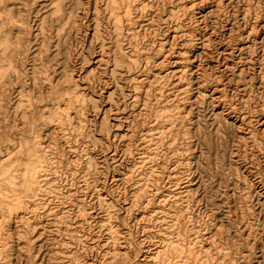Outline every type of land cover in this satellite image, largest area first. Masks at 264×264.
<instances>
[{"label": "rangeland", "instance_id": "obj_1", "mask_svg": "<svg viewBox=\"0 0 264 264\" xmlns=\"http://www.w3.org/2000/svg\"><path fill=\"white\" fill-rule=\"evenodd\" d=\"M145 1L127 17L122 0H0V53L6 30L33 37L10 138L45 147L10 264H150L170 239L204 264H264V0ZM73 85L89 103L59 130Z\"/></svg>", "mask_w": 264, "mask_h": 264}, {"label": "bare ground", "instance_id": "obj_2", "mask_svg": "<svg viewBox=\"0 0 264 264\" xmlns=\"http://www.w3.org/2000/svg\"><path fill=\"white\" fill-rule=\"evenodd\" d=\"M117 1L119 2V0H109L112 9L116 8ZM133 1L122 0L123 7H125L124 15L127 17L131 14L130 8ZM146 6V4L142 5V7ZM8 10H10L9 7H6L5 11ZM10 16V20H13L12 14ZM114 20L115 22L118 21L116 17H114ZM8 22L7 20L4 21L3 25L7 26ZM11 23L14 22L11 21ZM26 26L27 28L24 31V35H27L26 42L23 36L18 37L19 39L17 40L9 38L10 30L4 32L5 36L4 39L2 38V42L5 47L0 53V130H3V132H0V264H10V221L14 218L22 219L23 216L30 213L33 207L32 196L39 189L41 183L39 173L43 167L41 159L43 157L40 152L43 153L45 149L41 139H30L25 141L24 144L19 143L16 145V143H12L14 139L10 138V128L13 127L17 119L16 115L10 118V90L14 87L15 82H22L25 78V72L17 70L16 62H23V57L26 53H24L23 47L26 44H30L33 40L29 25ZM174 33L178 34V31H174ZM22 53L23 57H21ZM162 54L164 58L167 57L164 52ZM179 59L183 60V58ZM101 61L102 59L96 61L99 66L103 65ZM179 62L181 61H178V59L173 62L174 65L170 73L181 77L185 75L187 66H183L182 63L178 64ZM180 65L184 68L183 70H181ZM201 76L205 77L203 74ZM34 88L35 90H30L26 85L21 90V93L26 97H34L35 95L32 94V91L36 94V92L41 93L40 91L44 89V87L41 88L39 86H34ZM71 88L74 89L72 94L65 93ZM77 89L78 85L63 88L59 91L58 98L52 97L57 98L58 101V106L55 109V121L59 130L65 124L79 125L82 123V112L80 110L89 103V100L83 98ZM207 89L208 87L203 85V91ZM138 95L142 96L140 92H138ZM35 102L34 99L29 98L25 102V106L28 108H25L22 113L27 114L32 108L34 111L31 114L38 116L42 107L36 105L37 108H35ZM17 107L19 108V106ZM164 126L172 125L165 123ZM26 138L23 133L22 141ZM147 138H149V143H151L153 135H148ZM3 149L7 151L6 155L3 153ZM10 192L12 195H10ZM144 261H149L150 264H204L201 262L199 255L191 249H184V246L178 241L171 239L163 247L158 248L151 256H144L141 262Z\"/></svg>", "mask_w": 264, "mask_h": 264}]
</instances>
